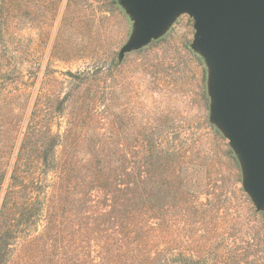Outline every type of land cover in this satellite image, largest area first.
<instances>
[{
	"label": "rangeland",
	"instance_id": "obj_1",
	"mask_svg": "<svg viewBox=\"0 0 264 264\" xmlns=\"http://www.w3.org/2000/svg\"><path fill=\"white\" fill-rule=\"evenodd\" d=\"M134 28L120 0H0V149L12 146L21 120L22 128L29 118L43 132L49 126L58 156L77 151L74 145L128 166L137 206L145 181V207L134 216L147 221L153 250L193 254L194 264H264V210L246 191L240 160L211 118L209 66L192 46L193 17L178 14L160 36L120 55ZM9 90L16 94L6 99ZM50 178L43 190L27 182L25 193L45 197V211L37 226H19L31 237L14 248L20 263L62 257L57 262L70 264L59 246L77 235L73 229L85 234L82 208L96 209L104 199L91 191L93 201L80 209L81 190H55Z\"/></svg>",
	"mask_w": 264,
	"mask_h": 264
},
{
	"label": "trees",
	"instance_id": "obj_2",
	"mask_svg": "<svg viewBox=\"0 0 264 264\" xmlns=\"http://www.w3.org/2000/svg\"><path fill=\"white\" fill-rule=\"evenodd\" d=\"M13 93L15 92L9 90L5 94L6 99H10ZM10 109L12 112L16 110L14 107ZM22 121L16 128L12 146L8 147L4 143L3 149H0V188L11 167L6 192L0 202V264H23L18 261L20 257L14 254V248L22 241H29L31 237L29 234L21 236L19 226H37L45 211V197L25 193L29 189L27 182L38 185L43 190L49 174L55 190H81L83 195L77 200L80 209L86 202L93 201L92 196L89 197L87 193L94 190L104 192V199L96 209L82 208V218L86 219L85 234L79 235V229L77 233L73 229V234L77 235L68 238L64 246H59L63 249L62 254H69L70 264H194L193 254H164L163 251L151 248L147 221L134 216L135 208L145 207V181H141L142 192L138 200L140 205L137 206L132 195L134 181L128 166L120 169L119 160L114 156L81 153L78 146L74 145L73 148L77 151L58 156L56 148L59 142L53 139L51 127L48 126L46 132H43V128L29 118L22 128ZM21 128L22 136L11 163L12 151ZM37 135L40 140L32 141L31 138H37ZM31 148H34V164L32 171L28 172L24 167ZM143 165H147V162H143ZM144 173H148L146 169ZM20 188L22 189L18 191ZM19 192L21 195L18 196ZM17 196L20 201L15 200ZM70 213L73 214L72 210ZM80 224L83 222L80 221ZM57 225L53 224L52 228L55 235L58 233ZM58 239L54 238L55 241ZM55 255L58 257L57 253ZM58 259L62 257L57 258L54 264H63L57 262Z\"/></svg>",
	"mask_w": 264,
	"mask_h": 264
},
{
	"label": "water",
	"instance_id": "obj_3",
	"mask_svg": "<svg viewBox=\"0 0 264 264\" xmlns=\"http://www.w3.org/2000/svg\"><path fill=\"white\" fill-rule=\"evenodd\" d=\"M134 31L120 55L160 36L186 12L209 66L211 118L235 150L243 185L264 210V0H120Z\"/></svg>",
	"mask_w": 264,
	"mask_h": 264
}]
</instances>
